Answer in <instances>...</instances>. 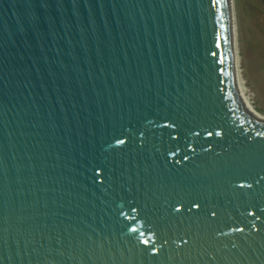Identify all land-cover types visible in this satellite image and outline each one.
<instances>
[{
  "label": "water",
  "instance_id": "95a60500",
  "mask_svg": "<svg viewBox=\"0 0 264 264\" xmlns=\"http://www.w3.org/2000/svg\"><path fill=\"white\" fill-rule=\"evenodd\" d=\"M233 5L0 0V264H264Z\"/></svg>",
  "mask_w": 264,
  "mask_h": 264
},
{
  "label": "rangeland",
  "instance_id": "374dc122",
  "mask_svg": "<svg viewBox=\"0 0 264 264\" xmlns=\"http://www.w3.org/2000/svg\"><path fill=\"white\" fill-rule=\"evenodd\" d=\"M241 76L264 115V0H233ZM249 94L246 92V96Z\"/></svg>",
  "mask_w": 264,
  "mask_h": 264
},
{
  "label": "bare ground",
  "instance_id": "6f19581e",
  "mask_svg": "<svg viewBox=\"0 0 264 264\" xmlns=\"http://www.w3.org/2000/svg\"><path fill=\"white\" fill-rule=\"evenodd\" d=\"M236 33V43H237V39H238V34H237V28L235 29ZM238 47H234V55H235V67H236V70H237V73H238V77H239V81H240V86H241V90L245 93L246 95V92H247V88L245 86V82L243 80V78L240 76L241 75V71H240V62H239V55H238ZM249 93V92H248ZM247 102L249 101V98L248 97H245ZM249 103V102H248ZM249 107L250 109H254L252 108L251 104L249 103ZM254 111V110H253Z\"/></svg>",
  "mask_w": 264,
  "mask_h": 264
},
{
  "label": "built area",
  "instance_id": "2783aa9c",
  "mask_svg": "<svg viewBox=\"0 0 264 264\" xmlns=\"http://www.w3.org/2000/svg\"><path fill=\"white\" fill-rule=\"evenodd\" d=\"M247 93L249 94L248 95L249 96V99L252 100L253 101L252 103L254 104V97H253L254 95L248 89H247Z\"/></svg>",
  "mask_w": 264,
  "mask_h": 264
}]
</instances>
